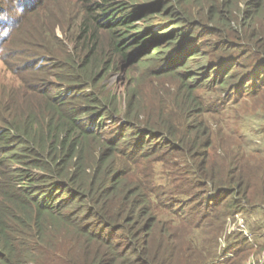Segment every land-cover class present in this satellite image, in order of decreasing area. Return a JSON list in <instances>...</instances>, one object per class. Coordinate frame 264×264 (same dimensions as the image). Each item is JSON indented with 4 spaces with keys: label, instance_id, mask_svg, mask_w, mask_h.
Returning <instances> with one entry per match:
<instances>
[{
    "label": "trees",
    "instance_id": "obj_1",
    "mask_svg": "<svg viewBox=\"0 0 264 264\" xmlns=\"http://www.w3.org/2000/svg\"><path fill=\"white\" fill-rule=\"evenodd\" d=\"M53 1L0 0V57L19 34L45 41L59 17ZM78 1L77 38L95 53L73 56L64 85L34 91L41 102L15 118V132L0 125V264H244L264 249V139L245 131L234 106L264 94V0ZM12 9L15 25L3 16ZM138 20L151 47L131 51L143 41L129 35ZM46 56L57 65L56 52ZM142 58L148 76L169 83L153 110L135 90L118 115L117 97L106 104L87 90ZM90 106L102 110L87 117ZM107 114L117 116L110 129ZM256 208L261 225L228 227Z\"/></svg>",
    "mask_w": 264,
    "mask_h": 264
},
{
    "label": "rangeland",
    "instance_id": "obj_2",
    "mask_svg": "<svg viewBox=\"0 0 264 264\" xmlns=\"http://www.w3.org/2000/svg\"><path fill=\"white\" fill-rule=\"evenodd\" d=\"M38 0H32L30 5H33ZM53 1V0H52ZM52 1L48 0V4H50ZM87 1H91L92 4L95 2H101L103 0H86L84 1V4ZM113 2L118 3H126L127 5L133 7H139L149 4L148 0H112ZM237 5L239 8L245 7V1L246 0H236ZM79 2L78 0H57L55 6L59 8V10H55L56 13L59 15V17L56 19V26L55 29H49L47 32L46 39L44 41L40 40L38 43H36V40L32 37V35H27V33H24V40L21 42V39L18 37L14 38L13 43H15V46L12 48V53H9L7 56L5 54V58L3 54L0 57V100H4L5 102H8L7 104V110L2 111V114L4 115L3 118H0V125L3 127L10 126L12 131L15 132V127H13V122L15 121V118L17 119H23V113L24 109L28 107L31 103V101L34 102H41V96H38V94H35L34 91L42 90V92L46 88H54L59 85H64L68 76H70L72 73L70 70H72V66L74 63L72 62L73 56L76 57L77 60H81L84 55L87 54L89 51L88 57L91 56L92 53H95L94 50H92V46L87 47H81L80 43L84 41L83 35L80 36V39H78V35L80 33L79 26L81 23V17H82V5L79 3L77 5V10L74 12V7L76 3ZM55 3V1L52 2ZM29 5V6H30ZM45 5V6H46ZM28 6V7H29ZM27 7V8H28ZM51 7V5L49 6ZM47 7V8H49ZM80 8V11L78 13V10ZM130 8V10L132 9ZM18 9V8H17ZM46 9V8H45ZM42 9L41 13H43ZM54 10V8H52ZM49 11H47V14H49ZM56 14V15H57ZM3 15V14H2ZM15 15H19V13L16 11ZM60 15H62L60 17ZM4 18H8V21L11 25L16 24L15 16H13V9L7 10L4 12ZM54 16V12H53ZM40 17L44 18L45 13L41 14ZM158 17V16H157ZM36 22V21H35ZM34 22V24H35ZM155 25V24H154ZM239 25V21L235 22V26L237 27ZM137 28L129 29L130 34L129 35H138L142 34L141 36L143 41L140 43H136L135 45H132V50L139 51L142 47L143 49L150 48L151 46H148L147 43L149 40H152V38L144 39L146 38V31L149 28V24L145 23L144 21L138 20L135 22V25ZM29 27V26H28ZM146 29V30H145ZM119 30V29H116ZM110 33L106 30H101L100 32V39H102V42H104L105 46L108 45L109 40L111 39ZM82 38V39H81ZM27 40V42H25ZM18 41L21 43L19 44ZM133 42V41H131ZM138 44H141L140 46H137ZM83 45V43H82ZM48 46V47H47ZM147 46V47H146ZM91 48V49H90ZM43 49V50H42ZM53 54V52H56V59H57V65L55 64V56L50 59L49 56L44 57L45 53H48L49 51ZM6 51V49H4ZM47 55V54H46ZM145 58H142L139 60V62L133 63V65H125L121 67L120 69L116 70H109L107 75L103 76L102 80H100V83L98 85L90 84V86L87 87V90L93 95V97L99 94L101 98H103V102L106 103V97L108 99L115 100V97H117V100L114 103L116 107L118 108L120 113L118 115H123L125 112V109L127 107V102L130 98V93L133 91H137L142 95L138 98L139 102L138 105L145 106V109L153 110L156 108V105L160 104L159 95H156L155 91L158 87L163 88L165 92L167 91V88H164L163 86H168V79L166 77L162 78H152L148 76V65H145L146 61ZM253 60V58H251ZM58 64H64L61 67L58 66ZM100 67V66H99ZM68 75V76H67ZM97 80V79H96ZM164 83L165 85H163ZM171 84V83H170ZM95 85V86H94ZM63 87V86H62ZM44 88V89H42ZM95 93V94H94ZM164 96V101L168 105H171L169 95L165 96V94H162ZM141 101V102H140ZM231 102H229V105H231ZM107 104V103H106ZM239 106V107H238ZM99 107V109H98ZM111 110L114 112V108L109 105ZM9 108V109H8ZM153 108V109H152ZM96 110H102V106H90L89 111L87 114L88 116H92L96 114ZM148 110V111H149ZM147 111V112H148ZM234 111L237 113L240 117H244V121L247 124V129L245 130L248 133L250 132L252 138H255V141H261V139H264L262 137L261 131L259 133H255L256 130H259L258 127L264 125V94L262 97L254 99L253 96H244L241 99V102L237 104V107L234 106ZM103 113L106 112V110L101 111ZM110 114H114L110 112ZM235 114L232 113V117L226 118V126H228V129H233V126L236 124L237 121L234 120ZM116 115H106L107 120L106 122V128L110 129V123L109 120L115 119ZM256 129V130H255ZM243 130V128H242ZM244 131V130H243ZM227 134V133H226ZM251 138V139H252ZM235 142V141H234ZM220 151L217 152L219 154ZM9 154H6V157H8ZM239 218V222H233L230 218L228 220V227L230 226L232 229H236L237 226L244 227L246 232L249 231L251 226L253 228V223L255 226L261 225V222L263 220V212L261 208L254 209L250 213L244 212L243 214H239L237 216ZM44 231L45 233H50L52 230H55V226H52V224L47 225ZM252 230V229H250ZM253 232V231H252ZM43 234V236H44ZM251 235V234H250ZM58 253V252H57ZM56 254V253H54ZM52 252L49 254L50 257L54 255ZM55 260V259H53ZM52 260V261H53ZM57 260V259H56ZM26 264H38L37 261L33 259V261H28ZM244 264H264V249L258 250L252 253V255L247 259Z\"/></svg>",
    "mask_w": 264,
    "mask_h": 264
}]
</instances>
